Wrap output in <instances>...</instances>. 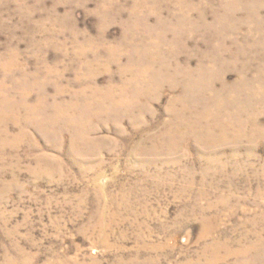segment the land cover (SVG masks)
I'll return each mask as SVG.
<instances>
[{
    "label": "rangeland",
    "instance_id": "1",
    "mask_svg": "<svg viewBox=\"0 0 264 264\" xmlns=\"http://www.w3.org/2000/svg\"><path fill=\"white\" fill-rule=\"evenodd\" d=\"M0 264H264V0H0Z\"/></svg>",
    "mask_w": 264,
    "mask_h": 264
},
{
    "label": "bare ground",
    "instance_id": "2",
    "mask_svg": "<svg viewBox=\"0 0 264 264\" xmlns=\"http://www.w3.org/2000/svg\"><path fill=\"white\" fill-rule=\"evenodd\" d=\"M149 72H150V69H149ZM150 73H151V76L154 77V78H156L155 75L161 76L159 73H157V72H155V71H153V70H151ZM150 73H149V74H150ZM158 76H157V77H158ZM160 79H161V77H160ZM195 81H196V80H195ZM235 90H236V89H235ZM252 90H253V89H252ZM249 93H250V92H249ZM224 105H225V104H224Z\"/></svg>",
    "mask_w": 264,
    "mask_h": 264
}]
</instances>
